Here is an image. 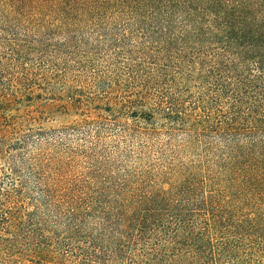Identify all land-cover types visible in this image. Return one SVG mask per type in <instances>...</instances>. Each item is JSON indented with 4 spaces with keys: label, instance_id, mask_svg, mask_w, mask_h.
<instances>
[{
    "label": "trees",
    "instance_id": "1",
    "mask_svg": "<svg viewBox=\"0 0 264 264\" xmlns=\"http://www.w3.org/2000/svg\"><path fill=\"white\" fill-rule=\"evenodd\" d=\"M125 41L140 64L131 59L132 76L119 84L112 51ZM56 87L64 109L84 110L72 127H95L84 143L99 141L115 112L140 122V158L117 165V151L96 142L92 168L78 179L64 172L51 152L69 136H48L24 104ZM1 160L10 173L21 170L16 160L28 165L48 189L140 188L139 207L116 209L138 227L140 264H264V0H0ZM3 177L1 264L29 247L30 215L23 181ZM93 248L94 259L122 260ZM51 254L37 252L44 264Z\"/></svg>",
    "mask_w": 264,
    "mask_h": 264
},
{
    "label": "rangeland",
    "instance_id": "2",
    "mask_svg": "<svg viewBox=\"0 0 264 264\" xmlns=\"http://www.w3.org/2000/svg\"><path fill=\"white\" fill-rule=\"evenodd\" d=\"M130 43V41H125L124 45L126 46L115 48L112 51L117 63L110 74L113 80L119 84H124L132 76L129 69L132 65L131 59L135 60L136 64H140L138 49L132 47ZM84 80H89V76H85ZM80 85L84 86L81 82ZM90 88L85 87L79 94L86 96V91H90ZM61 92L56 87L53 92L44 93L40 101L36 100L32 104L27 102L24 104L31 105L32 109L40 112L42 125L52 129L48 136L60 138L69 136L67 142L57 144V149L51 152L55 153L54 155L59 154L69 166L68 169H64V172L78 179L82 173L92 168L89 156L92 155L91 148L93 147L91 146L96 142H99V145L103 146L102 148L117 151L113 155L117 165L121 161L122 164L129 166L124 160L128 159L131 162L140 158L138 155L140 153V130L135 127L140 122L126 116L125 112H115L101 130V139L99 141L90 139L89 143H84V141H80L82 136H89L90 134L94 136L95 127L86 125L80 129L72 127L73 124L85 118L84 110L82 111L81 106L74 109L71 107L64 109L65 98ZM118 95L114 93V96L118 97ZM95 112L98 113L100 110ZM32 148L30 146L24 154L25 158L28 157L27 153ZM129 155L134 158H128ZM16 162L21 170L18 173H10L8 168L3 170L5 163L1 160L0 178L3 177L1 173L7 172L11 175L7 178L23 181L22 188L26 198V208L30 212L24 230V234L29 236V247L26 250L20 247L16 253L19 256L17 257L18 260H10L5 264L12 262L16 264H44L39 261L37 255L39 248L43 254L53 253L50 257L54 256L52 263L50 262L52 259L46 257L42 259L44 262L49 261V264H69L71 261L78 260L80 256L88 259L85 264H140L138 227H129L124 215H121L120 218L116 211L117 208L139 207L140 188L131 186L134 188L131 192L130 187L126 186L125 188H116L113 184L89 185L77 182L70 186L62 184L60 189L52 186L48 189L30 173L28 165L22 166L19 160ZM3 178L6 184L11 181ZM89 207L92 208V211ZM93 244L101 250L103 246L106 247L105 253L111 254L110 249L112 251L117 250V252L121 251L117 256H121L122 260L116 256L109 258V260L105 255H99L98 259L90 257L98 251L94 250ZM67 250H73L74 253L69 252L73 255L68 256Z\"/></svg>",
    "mask_w": 264,
    "mask_h": 264
}]
</instances>
